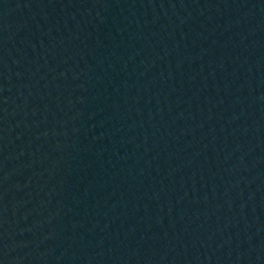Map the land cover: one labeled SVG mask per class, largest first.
Returning a JSON list of instances; mask_svg holds the SVG:
<instances>
[{"label": "water", "instance_id": "obj_1", "mask_svg": "<svg viewBox=\"0 0 264 264\" xmlns=\"http://www.w3.org/2000/svg\"><path fill=\"white\" fill-rule=\"evenodd\" d=\"M0 264H264V0H0Z\"/></svg>", "mask_w": 264, "mask_h": 264}]
</instances>
